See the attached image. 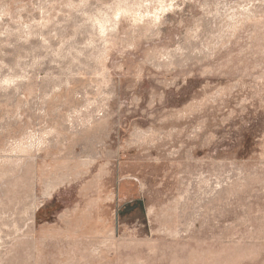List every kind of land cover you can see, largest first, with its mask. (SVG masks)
<instances>
[{"label": "rangeland", "instance_id": "rangeland-1", "mask_svg": "<svg viewBox=\"0 0 264 264\" xmlns=\"http://www.w3.org/2000/svg\"><path fill=\"white\" fill-rule=\"evenodd\" d=\"M0 264H264V0H0Z\"/></svg>", "mask_w": 264, "mask_h": 264}]
</instances>
